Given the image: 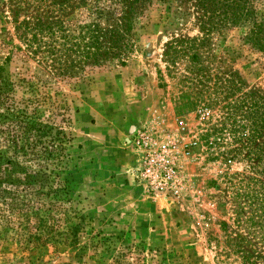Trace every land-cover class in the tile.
<instances>
[{"label": "rangeland", "instance_id": "rangeland-1", "mask_svg": "<svg viewBox=\"0 0 264 264\" xmlns=\"http://www.w3.org/2000/svg\"><path fill=\"white\" fill-rule=\"evenodd\" d=\"M40 10L37 0H0L8 94L0 100L37 118L41 146L52 147L62 188L55 240L24 248L8 229L0 264H264V184L251 178L264 179L250 168L243 98L264 91V56L230 28L198 48L201 72L191 75L185 58L166 70L163 46L200 33L191 18L156 3L137 20V47L124 65L113 60L60 78L25 56L15 36L14 21ZM227 74L235 92L224 86ZM225 143L236 149L232 161L215 157ZM9 222L19 228L17 218Z\"/></svg>", "mask_w": 264, "mask_h": 264}, {"label": "trees", "instance_id": "trees-1", "mask_svg": "<svg viewBox=\"0 0 264 264\" xmlns=\"http://www.w3.org/2000/svg\"><path fill=\"white\" fill-rule=\"evenodd\" d=\"M37 1L41 12L15 20V36L25 56L60 78H76L87 68L113 60L124 65L137 47V20L156 3L174 8L180 17L191 18L200 33V37L191 39L173 38L163 46L166 70L185 58L191 65L187 68L191 75L201 72L198 48L205 46L212 34L230 28H239L243 44L264 56V6L255 0ZM204 73L199 79H207ZM223 82L227 90H238L232 74H227ZM3 95L8 94L0 77V98ZM243 98H249V135L245 140L249 143L250 168L264 179V91L249 90ZM43 128L25 109L9 110L0 100V133L4 141L0 147V219L4 230H0V235L11 230V239L24 248L43 247L48 240H55L53 207L62 188L54 179V168L49 162L52 147L47 150L40 144ZM205 142L211 143L208 139ZM234 155L236 149L225 143L215 157L232 161ZM251 180L253 186L264 184L259 177ZM11 216L18 219L19 228L10 226Z\"/></svg>", "mask_w": 264, "mask_h": 264}]
</instances>
